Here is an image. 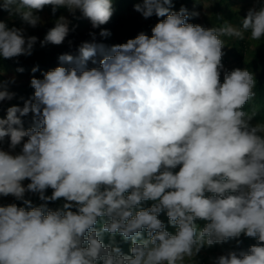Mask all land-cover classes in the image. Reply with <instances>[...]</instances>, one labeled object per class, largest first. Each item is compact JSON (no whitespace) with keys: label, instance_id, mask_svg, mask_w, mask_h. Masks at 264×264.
<instances>
[{"label":"clouds","instance_id":"9594fccd","mask_svg":"<svg viewBox=\"0 0 264 264\" xmlns=\"http://www.w3.org/2000/svg\"><path fill=\"white\" fill-rule=\"evenodd\" d=\"M172 4H135L144 18L166 17L150 37L109 49L81 43L77 55L62 54L61 66L33 77L34 95L0 118V144L9 139V151L0 147V196L26 206H0V264H185L204 246L224 248L242 234L257 244L214 264H264V122L244 110L256 81L239 68L220 80L222 37L264 38V5L239 26L204 28L187 22L199 13ZM48 5L53 14L79 11L93 28L113 15L112 0H3L0 9L35 27L34 12ZM69 23L60 16L42 46L62 44ZM36 41L0 21V57L31 55ZM98 55L99 66L89 68ZM14 95L0 82V101ZM29 113L33 126L25 130L21 117ZM26 192L44 203L32 206ZM61 198L62 207H48ZM146 201L153 203L142 207ZM104 234L112 237L107 245ZM117 235L131 240L130 254Z\"/></svg>","mask_w":264,"mask_h":264},{"label":"rangeland","instance_id":"374dc122","mask_svg":"<svg viewBox=\"0 0 264 264\" xmlns=\"http://www.w3.org/2000/svg\"><path fill=\"white\" fill-rule=\"evenodd\" d=\"M116 1L117 0H112V3H115ZM2 3L3 0H0V4ZM126 3L127 2L124 1L122 8L119 10L121 16L118 20L113 19V17L117 16L118 14V11H116L113 6V15L111 16L110 20L98 28H93L91 22L88 19L83 18L79 11L73 15L69 13L66 8L60 7L57 9V12L53 14L51 5L44 7L41 11L34 12L35 15L40 17V22L35 27L26 24L19 15H10L8 11L3 9H0V19L6 22L17 21V28L24 29L25 37H37V41L32 49V54L20 55L16 57V59L24 61L26 59L32 58L33 55H38L39 59L43 60L52 56L55 52L75 50L76 48H79L83 42H92L94 40L96 43H101L105 48L109 49L113 45L126 43L127 40L134 39L140 33H144L150 37L152 35V28L160 20L166 18L157 17L155 15L149 18H144L141 13L135 11V4L142 3V0H132L129 7H126ZM204 3L209 4V6L205 7ZM262 5H264V0H173L171 10L179 11L183 7L186 8L189 13L197 12L199 15L190 16L187 22L194 25L199 24L204 28H212L218 27V25L221 26L224 21L239 26L242 19L246 17L249 9H259ZM217 7L220 8L217 9ZM60 16H64L70 22L69 29L74 27L80 35L69 40L67 43H62L60 45L48 43L42 46L41 42L44 41L47 32L55 26V22ZM102 30H107L110 35L107 37L101 36L100 32ZM248 36L249 33H245L243 42L246 48L241 59H238L237 56L232 52L236 49V43L240 39L222 37L225 45L222 49L223 68L221 69V82H223V77L226 72H231L237 68L242 70L247 69L254 75L255 79L259 74L260 64L257 63V66H246L245 64L255 58V50L258 48L260 43L264 42V38L259 41H252L248 39ZM100 58L101 57L99 55L95 57L97 60ZM33 68L35 67L22 68L15 62H12L8 67L0 68V82H4L6 84L7 90L15 94L11 100L5 99L0 101V115H7V109L11 106H23L21 103L19 105L16 101V96L17 94L22 93V89L34 94V89L31 87V79L33 77L43 79V74L46 71L42 69L40 71L36 70L33 72ZM19 69H22V71H19ZM256 86L257 85L255 84V88L253 89L255 92L254 98L247 103V106L250 107L251 111L255 109L256 114H260V116L253 119V123L264 122V107H262L259 103L256 93ZM25 95L26 94L22 93L20 99L25 98ZM20 102H22V100H20ZM28 124L29 122L23 124L25 130L29 128ZM24 140L26 141L27 137H25ZM8 144L9 139L5 138V141L3 144H0V147H2L5 151H9ZM21 148L22 145L17 146V148L12 151V154L19 153ZM176 170L178 171V168ZM22 183L26 187L30 181L25 180ZM25 197L31 198L33 200H39V194L37 193L26 192ZM14 201L15 197L11 195L7 197L0 196V205ZM158 218L165 224L166 230L172 234H175L176 229L169 223L166 212L159 214ZM201 222H203L202 227L206 223L205 221L197 220L196 223L198 224L199 228H202L200 226ZM242 235L239 237V239H233V242L231 241L232 243L227 240L224 248L221 247L220 243H217L218 246H204L201 248L199 253H197L191 259L186 258L185 264H214L215 259L221 255H226L230 251H236L237 253L241 251H247L250 246L255 245V243L257 244V240L254 243L253 238L245 240L243 239ZM130 248L131 241L126 247V255L130 254Z\"/></svg>","mask_w":264,"mask_h":264},{"label":"trees","instance_id":"16d2710c","mask_svg":"<svg viewBox=\"0 0 264 264\" xmlns=\"http://www.w3.org/2000/svg\"><path fill=\"white\" fill-rule=\"evenodd\" d=\"M124 1L127 2L126 3V7H129V5H131L132 0H117L115 3H112V6H114L116 11H118L117 16L113 17L114 20H118L120 18L121 13L119 12V10L122 8ZM219 8L220 7H217V9H219ZM0 21H3L9 28H12V27H16L17 28L18 27L17 21L6 22V21H4L2 19H0ZM218 27H220V26L218 25ZM79 35H80L79 32H77L75 30V28L72 27V28L69 29V33H68V35L65 38L63 43H67L69 40L74 39V38L78 37ZM235 48L236 49L234 51H232V52L234 53V55L237 56L238 59H241L243 57V53H244V50L246 48V46H245V44L243 42V39L239 40L236 43ZM105 49H107V48H105ZM65 53L72 54V55L75 56V55L78 54V48H76L75 50H72V51L68 50V51H62V52H55L52 56H50V57H48L46 59H43V60H40L38 55H33L32 58L26 59L24 61H20V60L16 59V57H13V58H10V59H5L3 57H0V68L1 67H3V68L8 67L12 62H15L22 68L35 67L38 71L43 69L44 71L47 72L49 70L54 69L57 66H61V62H60V60L58 58H59L60 55L65 54ZM98 61L99 60H97V64H93L91 61H89L88 62V67L89 68L98 67L99 66L98 65ZM257 63L260 64V69H259V74L256 76V79H255L256 80V85H257L256 86V93H257L260 105L262 107H264V42L260 43L258 48L255 50V58L253 60H251L250 62L246 63L245 65L246 66H250V65H256L257 66ZM64 66H67V65H64ZM21 91H22V93L26 94L25 95L26 97L20 99L22 93L21 94H17L16 101H17V103L19 105H20V103L23 105L25 100L31 98L34 95L33 93H29V92H27V91H25L23 89ZM20 100H22V102H20ZM244 110L251 112V109H250L249 106H247V104L244 106ZM6 116L7 115H0V118H6ZM258 116H260V114H256V116L254 118H256ZM21 119L23 121V124L29 122L28 126L29 127L33 126V114L32 113H29L27 116L21 117ZM52 191L53 190L51 188L47 189L46 192H45V195L51 196ZM25 199L30 200L32 202V206H34V207L40 206L42 203H44V201H41L40 199L39 200H33V199L27 198V197H25ZM63 203H65V201L63 200V198H61L60 200H57V201L48 202V207L53 209V210H55L57 208L62 207ZM152 203L153 202H151V201L143 202L142 203V207H145V208L146 207H150L152 205ZM9 204H16L18 207H26L23 204V201L16 200V199H15L14 202L3 204V205H0V206H7ZM72 210L76 211L75 208H73ZM202 225H203V222L200 223L201 227H202ZM204 226H205V224H204ZM96 227L99 228L100 225L98 224ZM142 235L145 238H147L146 231H144L142 233ZM102 240H103L104 244L107 245V244H109L111 242L112 237H110L109 234H104L103 237H102ZM115 240H116V243L118 244V246L122 249L123 253L125 254L126 247L130 244L131 240L125 241L122 238V236H120V235H117L115 237Z\"/></svg>","mask_w":264,"mask_h":264}]
</instances>
